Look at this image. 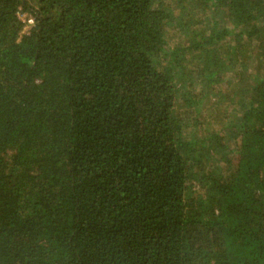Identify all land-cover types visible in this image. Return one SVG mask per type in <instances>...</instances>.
Returning a JSON list of instances; mask_svg holds the SVG:
<instances>
[{
    "label": "trees",
    "instance_id": "obj_1",
    "mask_svg": "<svg viewBox=\"0 0 264 264\" xmlns=\"http://www.w3.org/2000/svg\"><path fill=\"white\" fill-rule=\"evenodd\" d=\"M0 264H264V0H0Z\"/></svg>",
    "mask_w": 264,
    "mask_h": 264
},
{
    "label": "rangeland",
    "instance_id": "obj_2",
    "mask_svg": "<svg viewBox=\"0 0 264 264\" xmlns=\"http://www.w3.org/2000/svg\"><path fill=\"white\" fill-rule=\"evenodd\" d=\"M22 21H24V22L26 21V16H25V15H24V16H22ZM27 21H28V22H27V23H28V25L34 24V23H29V20H27ZM28 29H29V28H28Z\"/></svg>",
    "mask_w": 264,
    "mask_h": 264
},
{
    "label": "built area",
    "instance_id": "obj_3",
    "mask_svg": "<svg viewBox=\"0 0 264 264\" xmlns=\"http://www.w3.org/2000/svg\"><path fill=\"white\" fill-rule=\"evenodd\" d=\"M29 23H33V21L32 20H29Z\"/></svg>",
    "mask_w": 264,
    "mask_h": 264
}]
</instances>
